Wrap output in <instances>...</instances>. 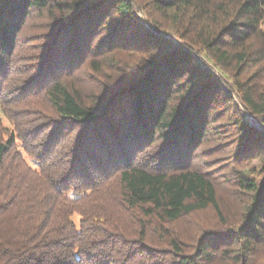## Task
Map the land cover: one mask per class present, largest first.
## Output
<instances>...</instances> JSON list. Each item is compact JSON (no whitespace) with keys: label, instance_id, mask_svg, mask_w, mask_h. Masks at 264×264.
<instances>
[{"label":"trees","instance_id":"1","mask_svg":"<svg viewBox=\"0 0 264 264\" xmlns=\"http://www.w3.org/2000/svg\"><path fill=\"white\" fill-rule=\"evenodd\" d=\"M0 106V264H264V0H0Z\"/></svg>","mask_w":264,"mask_h":264},{"label":"rangeland","instance_id":"2","mask_svg":"<svg viewBox=\"0 0 264 264\" xmlns=\"http://www.w3.org/2000/svg\"><path fill=\"white\" fill-rule=\"evenodd\" d=\"M0 118H1L2 122L5 123V125H7V126H10L11 125V122H10L9 118L4 114V112L1 109V106H0ZM27 159H28V161H30L29 158H27ZM73 217L75 218V221H77L78 214L77 213H74L73 214Z\"/></svg>","mask_w":264,"mask_h":264}]
</instances>
